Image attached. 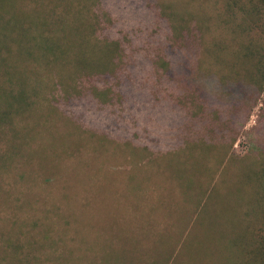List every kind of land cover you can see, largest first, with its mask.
<instances>
[{"label": "rangeland", "instance_id": "rangeland-1", "mask_svg": "<svg viewBox=\"0 0 264 264\" xmlns=\"http://www.w3.org/2000/svg\"><path fill=\"white\" fill-rule=\"evenodd\" d=\"M255 3L252 0H100L101 13L107 14L101 18V29L112 40L127 35L123 41L134 52L130 53L132 62L153 58L159 45L173 43L174 32L190 29L198 36L197 31H202L204 52L195 57L201 60L203 71H199L194 85L203 89L209 103L217 106L219 97L220 106H224L227 100L214 82L208 80L209 71L230 75L232 61L239 51L245 53L242 45L264 47V17L253 11ZM139 62L130 65L129 73L136 83L142 80L141 88L144 85L147 94L138 98L136 93V97L121 107L123 126L117 131L113 128L108 140H101L99 133L106 121V109L101 112L88 109L80 124L81 132L68 131L64 116L63 122H57L56 126L53 118L48 119L50 122L43 121L46 124L42 126L66 134L67 143H80L77 149L73 147L74 150L69 148L65 152L62 150L69 147L67 144H60L57 147L60 149L55 151L49 148L61 153V172L57 179L53 178V187H47L40 172L34 171L21 179L20 174L26 170H40L38 157L32 161L19 158L6 165V169L0 168L1 259H7L3 251L12 254L14 250L6 248L1 240L10 233L19 247L17 255L23 260L28 256L29 264H105L102 260L105 254L119 264H240L236 261L241 260V254L230 247L243 244L245 223L254 219L260 241L264 239V215L260 208L259 225L252 214L244 216L245 223L241 217L248 201H255L258 206L263 202L264 195L259 193L257 184V196L255 190L249 195L247 187L252 175L245 170L258 169L264 160V92L244 123L242 119L236 120L243 128L235 133L227 130L215 136L210 129L218 130L214 126L217 119H212L211 125L201 126L204 129L197 136H193L197 134L195 130L182 133L184 139L197 138L201 141L199 145L205 143L210 148L206 155L190 149L167 155L164 143L173 145L179 138L177 124H170V115L175 111L171 99L162 97L157 103L153 97L156 92L178 95L183 90L177 81L166 77L160 84L159 76L149 72V62L143 65ZM44 91L42 88L35 100L46 106L51 98L45 102L48 97ZM29 113L16 119L19 127L37 118V112L31 117ZM138 132L139 137L131 136ZM233 133L237 135L234 144L206 141L223 139L224 135L232 138ZM40 134L36 135L33 148H39L49 139L47 132ZM128 134L133 141L126 147L124 139ZM5 138L4 134L0 135V157L5 153ZM145 146L149 150H144ZM191 154L202 157L201 163L208 168H193L196 182L191 180L190 171L181 196L182 181L176 177L171 182L169 173L172 167L179 170L178 166L185 165L186 168V163L179 165L175 159L185 161ZM68 175L75 179L69 181ZM59 212L64 219H58ZM169 237L173 245L170 251L169 242L165 243Z\"/></svg>", "mask_w": 264, "mask_h": 264}, {"label": "trees", "instance_id": "trees-1", "mask_svg": "<svg viewBox=\"0 0 264 264\" xmlns=\"http://www.w3.org/2000/svg\"><path fill=\"white\" fill-rule=\"evenodd\" d=\"M252 1H256L253 11L257 10V14L264 17V0ZM101 10L100 0H0V135L6 136V149L0 157V168H5L10 162L19 158L32 161L33 158L38 157L40 170L35 168L26 170V173L20 174V177L23 180L26 176L33 175L34 171L37 174L40 172L47 187H53V178L57 179L61 172V153L54 151L60 149L57 148L60 144L69 146L62 150L65 152L69 148L77 149L80 143L79 141L67 143L66 134L42 126L46 124L43 121L50 122L48 119L53 118L51 120L56 126L57 122H63L62 116H64L67 119L64 125L70 128L68 131L81 132V125L88 109L96 108L100 112L106 109L108 111L106 121L103 128L99 129V133L101 140H108L113 128L117 131L118 127L123 126L121 107L131 98L136 97V93L138 98L140 96L143 98L147 94V88H144V85L141 88L142 80L136 83L132 73H129L130 65L137 60L141 65L148 60L149 72L159 76L160 84L166 77L177 81L183 90L178 95L174 93L163 95L161 92H156L154 94L156 97H153L154 102L157 103L162 97L164 100L171 99L172 102L169 101L172 103L173 112L175 111L170 115V124H177L179 138L173 145L170 142L164 143V147L168 149L167 155H175L180 149H190L195 152L199 150L200 154L206 155L210 148L205 143L199 145L198 142L201 141L197 138L184 139L182 133L195 130L197 134L193 136H197L204 129L200 127L211 125L212 119H217V124L214 126L218 130L210 129L216 134L215 136H218L219 132L229 130L231 133L233 130L235 133L236 129L243 128V124L239 125L236 120L242 119L244 123L253 105L264 92V47L242 45L241 48L245 53L239 51L237 58L232 61L230 75L209 71L208 80L214 82L215 88L227 100V105L220 106V98H216L218 103L216 106L208 102L203 89L194 85L198 82L199 71H203L201 60L195 57L204 52L202 31H197L198 36H195L194 30L190 29L187 31L183 29L181 33L174 32L173 43L159 45L153 58L146 60L139 58L132 62L131 54L134 52L128 48L126 40L123 41L127 35L112 40L104 33L106 30L101 29V18L107 16L106 13L105 15L101 13ZM42 88L46 89L44 92L48 97L45 102L51 98L46 106L35 100ZM43 99L45 100V97ZM68 106L69 108H66ZM34 109V113L30 114L29 112ZM36 112L37 118L25 127H19L20 124L16 123L19 116L29 113L27 115L31 117ZM223 114L228 117L224 118ZM223 119L228 121L225 122ZM125 126L131 133L127 125ZM145 130L147 134H151L148 129ZM42 131L49 134V139L43 141L39 148H33L32 143L36 135H41ZM234 133L233 136L231 135L232 138L230 135H224L223 139L209 138L206 141L211 144L230 141L234 144L237 141V135L234 136ZM132 135L139 137L140 133ZM92 136L94 137V134ZM131 136L128 134L124 139L126 147L132 145ZM49 148L54 151H50ZM143 149L149 150L146 146ZM203 160L202 157H195L192 154L185 161L175 159L179 165L183 163L187 165L186 168L185 165L178 166L179 170L177 167L176 169L172 167L168 178L173 179L171 182H174L176 177L182 181L179 187L181 196L185 192V183L190 171L193 174L191 180L196 182L194 180L196 171L193 168L201 169L205 166L201 163ZM246 171L252 175L247 187L249 195L255 190V197L257 196L256 184L259 193L264 195V160L261 161L258 169L250 167ZM68 179L70 181L75 177L68 175ZM1 187L0 184V190ZM167 190L164 188L165 193ZM61 198H64V194ZM259 208L264 215V196L260 206L251 200L246 203L241 214L244 223V216L252 214L258 219L259 225ZM57 217L60 220L64 219L60 212ZM245 225L243 244H234L230 247L231 250L241 254V260L236 262L264 264V239L260 241L255 220L251 219ZM11 235L10 233L1 240L6 248L12 247L14 250L11 251L12 254L3 251L7 259L0 258V261L3 260L4 264H29L28 256L23 260L17 255L19 247L16 246ZM166 242H169L167 248L170 251L173 246L172 238H167ZM179 255L180 251L177 257ZM103 259L105 264H119L109 260L106 254Z\"/></svg>", "mask_w": 264, "mask_h": 264}]
</instances>
